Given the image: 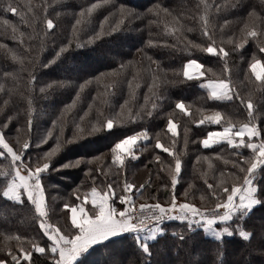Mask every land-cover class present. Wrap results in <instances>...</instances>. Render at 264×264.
Returning a JSON list of instances; mask_svg holds the SVG:
<instances>
[{
  "label": "trees",
  "instance_id": "trees-1",
  "mask_svg": "<svg viewBox=\"0 0 264 264\" xmlns=\"http://www.w3.org/2000/svg\"><path fill=\"white\" fill-rule=\"evenodd\" d=\"M12 2L18 5L20 10L27 13V5L39 10L42 3L49 4L50 18L58 25L55 35L45 36L41 40L39 35H33L32 28H28L21 22V18L11 12L3 11V7ZM95 0H62L59 5H53L52 0H0V19H8L10 25H16L18 31L15 34L19 37L20 32H24L23 37L14 40L11 26L0 24V43L7 45V48H0V86L3 91L0 92V105L4 99L9 100V104L4 106V112L0 113V121L7 116H12L9 129L6 130L9 137H12V143H16V128L21 129L19 139H29L32 147L26 154V159L35 160L39 153L49 151L55 146V136L58 129L53 132L47 143L36 147L37 142L52 127V121L57 120L61 115L64 105L70 104L75 97V90L79 85L86 83L75 109L69 113L66 123H64V132L61 139L72 137L74 133L78 139L73 143L61 148V150L52 157L50 169L44 174L42 181L45 187V198L49 211V222L57 227L67 231L70 225V211L63 207L64 203L76 202L73 190L78 189L81 194L90 192L93 181L90 176L96 177L98 192H102L106 183L122 184L125 179L134 183L137 187L140 184L150 180L151 187L141 190L143 195L136 199L137 205L144 202H156L151 199L155 196L159 202L166 203L170 200V176L166 171L159 170V162L154 157L159 154L162 160L171 162V157L161 149H156L155 138L159 133L161 142L170 145L171 134L167 133V113H174V122H177L178 143L176 151L183 152L181 156L182 171L175 189V195L179 202H185V189L189 184L193 187L189 189L187 202L195 204L197 207H214V201L207 196V186L204 183L203 173H207V179L210 183L214 182V177L219 178L220 173L236 171L232 165L225 164L224 159H216L220 154L225 159H235L229 153L230 149L223 143L212 145L205 149L199 141L206 137L208 131L220 130V125L205 123L197 126L193 121L202 119L205 115L212 114L213 110L221 111L225 119H231L234 124L239 126L247 122V112L244 105L239 100L233 101H215L208 98V91L199 86V80L188 81L183 76V65L187 59H197L205 65L206 69H211L204 79H225L229 75L235 88L245 99L251 98L259 109L258 119L264 120V90L254 87L258 84L252 77V82L244 78L245 72H250L248 63L255 55L264 60V53H260L255 40L248 38L247 43L237 48L240 43L245 22L249 21L248 13L253 8L264 15L261 11L259 0H231L236 6L231 7L224 4V0H159L162 6L167 7L172 15L155 16L147 13L158 0H117V3H125L139 12L147 13L146 18L133 20L122 32L113 34V36L103 37L93 44H88L83 48H78L77 43H83L87 35H90L91 28L99 27V20L108 14L106 6L97 9L93 13L92 24L84 31L72 32V25L81 7H86ZM220 3L222 10L215 8L209 9L208 14L213 17L215 28V38L217 43L223 41V46L230 55L228 57L229 72L225 73L224 64L219 57L202 52L198 48H191L190 51H184V45L187 40L203 43L207 41L200 35V17L205 12L204 4ZM55 9V11H53ZM59 12L57 16L55 13ZM179 20V25L173 21L172 17ZM149 20L156 21L149 23ZM225 20L228 21L225 24ZM180 25H183L180 28ZM222 26V27H221ZM259 27V25H257ZM43 26L38 25L37 31H42ZM173 28H180L174 34ZM192 28V31H187ZM32 35V39L29 36ZM177 37L183 42H178ZM187 38L185 40L184 38ZM20 39L24 42L20 43ZM72 44L68 50L61 54L55 62L48 67H43L48 60L55 56L60 45L66 44L68 40ZM156 43L149 45L148 41ZM231 40V42H229ZM172 45H176L172 47ZM14 52L23 60H13L11 52ZM147 57H151L158 64H152L151 68L155 70L154 74L158 77L156 89L157 95H163L162 107L154 112L153 117L138 119L135 122H129L127 118L123 122H116L112 129L107 127H98V130L91 134H80L73 121L80 123L81 127L88 129L90 120L94 123L97 108H101L105 115L108 114V106L101 105L98 99L93 106L92 112L85 117L84 121H79V116L87 110L88 104L93 96L104 90V85L110 83L113 79L124 80L131 78L132 67L129 61L133 62L138 69H141L142 77L141 87L138 90L137 100L133 102L135 106L143 104L144 94L147 92L146 84L151 82L153 72L143 69L149 64ZM121 63L128 65L123 70V75H102L114 73L120 68ZM8 73V75H5ZM29 73L36 77V80L29 84ZM71 78L75 89L72 87H61L60 82ZM99 78V79H97ZM52 84L46 93H40L39 88ZM127 98L126 85L118 89L116 95L111 96L110 102L112 108L119 110V105ZM28 99L32 100V119L33 125L31 132H28ZM184 101L189 109L188 116H184L178 109H175L177 101ZM158 103H161L158 101ZM59 123V122H58ZM190 129L189 143L187 147L183 142L184 126ZM148 131L149 139L147 141L138 140L135 146L137 159L128 158L127 168L118 170L116 166L111 165L112 148L119 140L128 135L136 134L140 131ZM195 140L196 143L191 141ZM223 149V151H222ZM248 154V150H244ZM209 157L213 168H208V161L203 159L197 161V157ZM98 157V159H93ZM80 159L79 166L64 169L60 165L69 161ZM91 160V163L87 161ZM102 171L97 172L95 169ZM89 169H92L89 172ZM7 162L0 158V174L7 172ZM242 178L243 174H239ZM232 177L228 178L229 185L232 183ZM3 176L0 175V181ZM165 183L168 187H163ZM255 183L258 186H264V171H260ZM119 192V189H117ZM135 192V189H133ZM205 195V200H201V195ZM118 203V202H117ZM90 203L88 207H90ZM122 207V206H121ZM67 213V215H65ZM264 216V210L257 212L249 223H259V217ZM34 210L29 208H12L4 201H0V258L5 259L6 264H12L11 257L7 255L8 249L17 254L20 247L29 248L37 237L38 224L35 222ZM167 238L159 243H151L152 258L151 264H180L181 261H190L192 264H212L222 254L226 260L231 261L235 258H247L246 253L241 248V238L234 236L225 237L224 243L215 242L211 237L203 238L202 230L198 243L185 244L183 247H174L179 242L172 237V232L183 233L188 236L185 224L180 222H168ZM222 227V225H221ZM42 235V233L40 234ZM19 236L21 239H16ZM10 237V238H9ZM131 238L124 245L121 256L126 258L131 264H146V261L138 250L128 247L132 244ZM102 246H97L101 248ZM132 254V255H129ZM108 255L102 249L95 257L97 264H105ZM257 264H260L261 258L252 257ZM35 264H50L43 257L37 258L34 255ZM24 264V262H22Z\"/></svg>",
  "mask_w": 264,
  "mask_h": 264
},
{
  "label": "snow or ice",
  "instance_id": "snow-or-ice-1",
  "mask_svg": "<svg viewBox=\"0 0 264 264\" xmlns=\"http://www.w3.org/2000/svg\"><path fill=\"white\" fill-rule=\"evenodd\" d=\"M62 0H52L53 5H59ZM203 2V0H202ZM224 4L235 7L236 5L231 0H224ZM261 11L264 12V0H259ZM107 7L108 14L99 20L98 28H91L90 35H87L83 43H77L78 48H83L88 44L100 40L103 37L113 36V34L122 32L127 25L133 20H141L146 18L147 13L155 16L164 14L171 16V11L162 6L159 2L154 4L147 10V13L139 12L125 3H117V0H95L94 3L86 7H81L78 15L75 18V23L72 25L74 35L84 31L86 27L92 24L93 13L101 8ZM27 13L20 10L18 5L12 2L7 3L3 7V11L11 12L20 16L21 22L28 28H32L33 35H39L41 40L45 36L55 35V29L58 26L53 18H50L49 4L42 3L39 10L34 9L30 4L26 6ZM205 12L200 17V35L207 41L196 43L195 41L187 40L184 45V51H190L191 48H198L202 52L219 57L224 64L225 73L229 72L228 57L229 51L223 46V41L217 43L215 38V25L213 17L208 14V10L215 8L217 11L222 10L220 3L204 4ZM55 11V9H53ZM57 16L59 12L55 13ZM249 21L245 22L241 32L243 37L237 48L247 43L248 38L256 41L260 53H264V15L258 13L254 8L248 13ZM173 21L179 25V20L172 17ZM154 20H149V23H155ZM228 21L225 20V24ZM0 24L11 26L13 39H19L24 36V32L19 33V37L15 34L18 29L16 25L11 24L8 19H0ZM42 25V31H37V26ZM259 25V27L257 26ZM183 25H180L182 28ZM222 27V26H221ZM180 28H173L171 32L174 34ZM188 28L187 31H192ZM32 35L29 39H32ZM178 42H183L177 37ZM20 39V43L23 44ZM231 42V40H229ZM149 45L156 43L149 40ZM72 40L69 39L66 44H62L59 50L55 52V56L48 60L43 67H48L53 64L62 53L66 52ZM176 45H172L175 47ZM0 48H7V45L0 43ZM11 52V50H9ZM13 60H18L23 63V60L14 52H11ZM149 64L143 69L144 71L153 72L150 83L146 84L147 92L144 94L143 104L135 106L133 102L137 100L138 90L141 87L142 77L141 69L129 61L133 71L131 78L124 80L113 79L110 83L104 85V90L99 92L97 96L91 98L87 110L83 115L79 116V121L83 122L85 117L93 110V106L97 100H100L101 105L108 106V114L101 108H97L95 122H89L90 127L85 129L80 123L75 124L76 129L80 134H91L98 130L99 127H107L112 129L114 123L123 122L125 118L129 122H135L138 119L153 117L154 112L162 107L163 95H157V80L158 77L154 74L155 70L151 68L152 64H158L151 57H147ZM128 65L121 63L120 68L114 73L102 75H123V70ZM250 72L244 73V78L252 82V77L258 84H254L255 88L264 90V60L252 57L248 63ZM211 69H206L205 65L197 59H187L183 65V76L186 80H199V86L208 91V98L225 102L239 100L241 105H244L247 112V122L241 123L239 126L234 124L231 119H225L224 114L219 110H213L212 114L203 116L202 119L195 120L197 126L203 125L206 122L209 124L220 125V130L208 131L206 137L199 141L203 148L207 149L212 145L225 144L231 150L229 155L235 159H225L220 154H217L216 159H224L225 164H231L236 171L221 172L219 178L214 177V182L208 181L207 173L202 175L205 177L204 183L207 186V196L215 203L214 207H197L191 202H187L188 191L193 187L189 184L185 189V202H177L175 189L178 184L181 171L183 152L176 151L178 141L175 139L177 133V122H174V113H167V133L171 134L170 145H165L159 138V133L156 134L155 145L156 149H161L171 157V162L162 160L159 154H156L154 159L159 162V170L166 171L170 176V200L166 203H161L153 196L151 199L156 200L154 203H139L136 199L143 195L141 190L152 185L149 181L140 184L137 187L134 183L124 180L122 187L119 183H106L102 192H98L96 185V177L90 176L93 181V186L90 192L81 194L78 189L73 190V195L76 197V202L64 203L63 207L70 211V225L65 231L55 224L49 222L48 205L45 198V187L42 181L45 179L44 174L50 169L52 157L55 156L62 147L73 143L79 137L76 133L72 137L61 139L64 132V123H66L69 113L76 108L80 101L81 94L86 81L79 85L75 90V97L70 104L64 105L60 117L52 121V127L47 130L46 134L41 136L36 144L39 147L47 143L49 138L53 136V132L58 129L55 136V146L49 151L39 153L35 160L26 159L28 150L32 147L29 139H24L23 142L19 139L21 129L16 128L17 137L16 143H12V137H9L6 130L9 129V124L12 121V116H7L0 121V158L7 162V172L0 175L3 180L0 181V201H4L12 208H31L35 213V222L38 224L37 237H34V242L29 248L20 247L17 254H14L11 249H8L7 255L11 257L12 264H35L34 255L37 258L43 257L50 264H97L95 257L103 249L108 255V260L105 264H126V258L121 256L124 245L129 238L132 244L128 247L138 250L142 255L146 264H151L152 250L151 243H159L167 238L168 221H179L186 225L188 236L183 233L172 232L179 243L174 244V247H183L185 244L198 243V237L202 230L203 238L211 237L215 242L224 243V238L238 236L241 238V248L246 253L247 258H235L231 261L226 260L222 254H218V258L212 264H257L252 257H260V264H264V216L259 217V223H249L257 212L264 210V186H258L255 180L260 171H264V120L258 119L257 112L259 109L254 104L251 98L245 99L240 95L239 91L232 83L231 76L225 79H204ZM8 75V73H5ZM99 79V78H97ZM36 80V77L29 73V84ZM126 85L127 98L119 105V110H115L111 106L110 97L116 95L118 89ZM61 87H72L71 78H66L60 82ZM52 84L45 85L39 88L40 93H46L47 89L51 88ZM3 87L0 86V92ZM264 95V92H262ZM160 101L161 103H158ZM28 119L27 128L31 132L32 119V100L28 99ZM9 104L8 99H4L0 105V113L4 112V106ZM175 109H178L184 116H188L189 109L184 101L180 100L175 103ZM59 122V123H58ZM189 131L187 125L183 129V142L187 147L189 143ZM147 141L149 139L148 131H140L133 135H128L126 138L119 140L112 148L111 165L116 166L118 170H125L128 164V158L137 159L135 146L138 140ZM196 143L195 140L191 141ZM244 150H248L246 155ZM223 151V149H222ZM98 159V157H93ZM208 161V168L212 169L213 164L210 158L197 157L199 160ZM80 159L69 160L60 165L61 168L68 169L77 167L81 164ZM89 160L87 163H91ZM92 169H89L91 172ZM101 172L100 168L95 169ZM239 174H243L242 178ZM232 177V183L229 185L228 178ZM163 187H168L165 183ZM119 189V192L117 191ZM135 189V192L133 191ZM205 195H201L200 199L205 200ZM118 202V203H117ZM90 203V207H88ZM122 206V207H121ZM67 215V213L65 214ZM222 225V227H221ZM42 233V235H40ZM10 238V237H9ZM16 239H21L17 236ZM102 246L97 248V246ZM132 255V254H129ZM0 264H6L5 259L0 258ZM100 264V262H99ZM127 264H131L128 260ZM180 264H192L190 261H181Z\"/></svg>",
  "mask_w": 264,
  "mask_h": 264
},
{
  "label": "built area",
  "instance_id": "built-area-1",
  "mask_svg": "<svg viewBox=\"0 0 264 264\" xmlns=\"http://www.w3.org/2000/svg\"><path fill=\"white\" fill-rule=\"evenodd\" d=\"M168 222H179V221H168ZM168 222H166V223H168Z\"/></svg>",
  "mask_w": 264,
  "mask_h": 264
},
{
  "label": "rangeland",
  "instance_id": "rangeland-1",
  "mask_svg": "<svg viewBox=\"0 0 264 264\" xmlns=\"http://www.w3.org/2000/svg\"><path fill=\"white\" fill-rule=\"evenodd\" d=\"M177 202L179 203V201L177 200ZM151 203H154V202H151ZM163 204V203H162ZM139 205V204H138Z\"/></svg>",
  "mask_w": 264,
  "mask_h": 264
}]
</instances>
